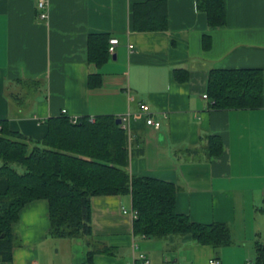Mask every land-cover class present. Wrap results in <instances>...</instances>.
I'll return each instance as SVG.
<instances>
[{"label": "crops", "instance_id": "crops-1", "mask_svg": "<svg viewBox=\"0 0 264 264\" xmlns=\"http://www.w3.org/2000/svg\"><path fill=\"white\" fill-rule=\"evenodd\" d=\"M146 1L48 0L42 20L39 0H0V120L40 142L50 117L120 118L149 106L162 125L132 122L130 174L173 183L177 212L196 223L228 224L232 244L216 249L188 237H136L130 196L92 198L94 246L81 238L57 240L50 235L49 203L38 200L21 211L13 259L0 264H89L88 253L105 247L113 253H95L93 264H133L139 252L151 264L166 258L255 264L256 245H264V102L256 110L220 111L204 96L213 69L264 71V0H224L226 24L217 28L196 0H168V30L137 33L132 9ZM92 33L120 42L101 68L87 63ZM178 69L188 71L187 82L176 80ZM96 73L103 84L90 89L89 75ZM25 87L30 97L18 104ZM211 136L223 142L220 156L208 152Z\"/></svg>", "mask_w": 264, "mask_h": 264}, {"label": "trees", "instance_id": "trees-1", "mask_svg": "<svg viewBox=\"0 0 264 264\" xmlns=\"http://www.w3.org/2000/svg\"><path fill=\"white\" fill-rule=\"evenodd\" d=\"M197 9L206 13L212 28L226 24L224 0H196ZM168 0L136 3L132 9L133 30L137 33L165 32L169 27ZM109 33H92L87 38V63L103 67L112 57ZM206 50L212 41L205 36ZM181 83L189 73L175 70ZM103 84L100 73L90 74V89ZM207 96L220 111L256 110L263 107L264 71L262 69H213L209 73ZM115 116L79 118L73 123L62 114L48 118L45 137L40 142L10 129L0 120V261L10 262L17 245L13 226L30 203H49L50 235L55 239L93 241L91 200L97 196H130L137 216L133 223L136 237L167 242L188 237L197 245L216 249L232 244V230L226 223L201 224L176 210V186L168 181L132 176L125 131ZM211 157L220 156L224 145L220 137L208 139ZM16 166L23 168L19 172ZM93 249V248H92ZM112 254L109 248L91 250ZM255 264H264V245H256Z\"/></svg>", "mask_w": 264, "mask_h": 264}, {"label": "built area", "instance_id": "built-area-1", "mask_svg": "<svg viewBox=\"0 0 264 264\" xmlns=\"http://www.w3.org/2000/svg\"><path fill=\"white\" fill-rule=\"evenodd\" d=\"M38 9L40 10L39 17L42 20H45L48 18V0H39L38 2ZM119 40L117 38H111L110 39V47H109V53L110 55L115 54V49L119 45ZM204 98H208L207 95L204 96ZM65 113V111H64ZM121 120V128L125 131L127 138H128V150H131V141H132V122L139 121V120H145L147 126L153 127L154 129H160L161 128V122L156 121L150 112V108L147 105H142L141 109L136 112H129L127 114L122 115L120 118ZM73 123H76L78 119L72 118L71 119ZM91 122H94V118H90ZM134 212V216L136 218L137 212ZM135 249L138 248L136 244L133 246ZM220 260L217 258H212L209 262V264H220ZM133 264H151V261L149 257L143 253L139 252L137 256L135 257ZM165 264H177L176 262H173L169 259H165Z\"/></svg>", "mask_w": 264, "mask_h": 264}, {"label": "rangeland", "instance_id": "rangeland-1", "mask_svg": "<svg viewBox=\"0 0 264 264\" xmlns=\"http://www.w3.org/2000/svg\"><path fill=\"white\" fill-rule=\"evenodd\" d=\"M28 91H30L29 90V88L28 87H25L24 88V90L17 96V100H16V102L19 104V103H24L25 101H27L28 100V98L30 97L29 96V93H28ZM16 168L18 169V171L19 172H23L24 170H23V168L22 167H20V166H16ZM57 240H60V239H57ZM55 252V251H54ZM169 255V254H168ZM157 256L158 257H161V254H157ZM167 257V256H166ZM169 257V256H168Z\"/></svg>", "mask_w": 264, "mask_h": 264}, {"label": "water", "instance_id": "water-1", "mask_svg": "<svg viewBox=\"0 0 264 264\" xmlns=\"http://www.w3.org/2000/svg\"><path fill=\"white\" fill-rule=\"evenodd\" d=\"M116 123H117L118 125H120V124H121V120H120V119H117V120H116Z\"/></svg>", "mask_w": 264, "mask_h": 264}]
</instances>
